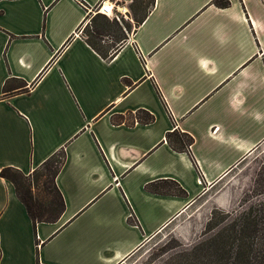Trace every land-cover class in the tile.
Listing matches in <instances>:
<instances>
[{"label": "crops", "instance_id": "1", "mask_svg": "<svg viewBox=\"0 0 264 264\" xmlns=\"http://www.w3.org/2000/svg\"><path fill=\"white\" fill-rule=\"evenodd\" d=\"M97 1L0 0V169L65 153L54 222L0 176V264H119L264 140V0H152L108 58L77 32Z\"/></svg>", "mask_w": 264, "mask_h": 264}, {"label": "trees", "instance_id": "2", "mask_svg": "<svg viewBox=\"0 0 264 264\" xmlns=\"http://www.w3.org/2000/svg\"><path fill=\"white\" fill-rule=\"evenodd\" d=\"M212 2L218 7H226L229 4L228 0H212ZM99 15L104 20H108L105 15ZM145 15L146 12L138 18L133 17L136 26L143 21ZM91 22L94 23L93 19ZM115 27L116 30L112 36H107L103 29L94 32L90 24L85 28V40L100 55L108 58L114 52L115 47L109 51V54V46L93 41L90 33H96L97 37L100 36L99 41L104 40L105 36L112 37L116 42L126 38L117 23ZM24 85L25 83L20 82L19 90H24ZM3 91L12 92V89L8 87V80L4 83ZM138 112L144 114L139 117L142 121L148 122L153 118L146 111L139 110ZM165 138L173 149L187 152L193 141L189 134L180 131L167 132ZM64 157L63 149L52 153L37 167L42 169L40 174H36L37 168L28 174L11 166L0 169V176L12 182L17 197L24 204L34 224L39 221L54 222L64 210V200L55 183V177L64 162ZM163 182L166 184L163 193L186 195L184 189L176 181L168 179ZM253 186L257 191L256 195L264 192V165L257 172ZM146 188L154 190L156 185L150 183L146 185ZM36 190L40 193L37 194ZM205 233L208 235L191 247L176 252L166 264H264V199L251 203L233 217L229 212L213 211L206 224Z\"/></svg>", "mask_w": 264, "mask_h": 264}, {"label": "rangeland", "instance_id": "3", "mask_svg": "<svg viewBox=\"0 0 264 264\" xmlns=\"http://www.w3.org/2000/svg\"><path fill=\"white\" fill-rule=\"evenodd\" d=\"M150 1L131 0L127 6V17L120 15V22L115 18H108V20L101 18L97 25L91 22L93 31L103 29L107 36H112L117 23L122 30L124 27L130 32L136 23L133 17H140L150 5ZM90 35V38L99 42L100 45L108 44L107 39L104 42L99 41L101 37H97L96 33H90ZM262 165H264V140L193 205L145 239L136 251L119 264H166L176 252L191 247L208 235L205 233L206 224L213 211L229 212L233 217L251 203L264 199V192L256 195L257 191L253 186L255 176ZM41 172L42 169L37 168L36 174ZM35 192L40 193L39 190ZM218 192L226 193L227 198L216 204L213 196Z\"/></svg>", "mask_w": 264, "mask_h": 264}, {"label": "built area", "instance_id": "4", "mask_svg": "<svg viewBox=\"0 0 264 264\" xmlns=\"http://www.w3.org/2000/svg\"><path fill=\"white\" fill-rule=\"evenodd\" d=\"M120 2V3H119ZM131 0H98L95 4L88 8L86 18L82 24L78 27L77 32L83 36H86L85 28L91 24V15L104 14L111 18H115L120 22V15L126 17L125 13L128 10L127 6ZM120 7L125 9L121 11Z\"/></svg>", "mask_w": 264, "mask_h": 264}]
</instances>
